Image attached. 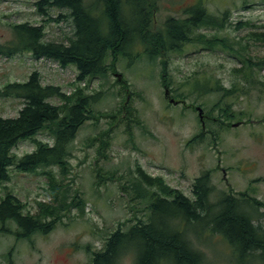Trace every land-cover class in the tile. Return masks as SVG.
<instances>
[{
  "label": "rangeland",
  "instance_id": "obj_1",
  "mask_svg": "<svg viewBox=\"0 0 264 264\" xmlns=\"http://www.w3.org/2000/svg\"><path fill=\"white\" fill-rule=\"evenodd\" d=\"M37 1L0 0V46L13 40L12 27L21 23L44 26L45 42L69 43L68 38L72 37L70 20L54 21L68 11L53 8L47 16H41L34 6ZM84 1L87 5L95 2ZM200 1L207 14L215 17L226 15L225 28H201L195 34H205L207 38L228 35L235 41L244 39L243 44H246L245 39L250 32L264 33V0ZM197 2L157 0L155 26L161 27L167 17H182L184 10L198 7L200 2ZM244 23L251 26L240 25L237 28L238 24ZM178 51L169 52L162 59L166 60L165 77L171 97L175 100H182L177 96L187 95L195 80L199 83L206 78L213 82L218 80L226 88L236 81L232 70L239 68L240 64L229 55L218 50H204L191 43ZM139 52L140 49L132 48L131 57H119L115 71L109 72L106 78L80 83L75 82L77 73L73 66L62 68L48 59L35 60L27 52L10 58L0 55V91L7 84L24 82L31 72L37 71L42 85L58 86L66 95L76 89H84L88 95L102 92L91 108L94 113L106 115L119 112L114 121L100 118L98 122L91 120L82 124L70 145L71 156L64 175L57 168L46 169L52 171L50 181L43 176L41 169L28 173L10 168L9 181L0 184V201L6 193L12 194L24 205L25 213L36 214L38 203L54 205L62 197L61 190L65 189L69 197L75 196L83 202V208L82 213L77 207L61 212L62 220L52 230L46 234L32 235L26 240L17 236L13 223L7 222L4 226L0 223V264H87L89 252L101 249L103 240L110 232L120 223L132 220L134 211L143 208L139 200L128 202L120 190V185L126 179L136 177L137 168L148 176L162 178L166 185L189 199H192L193 180L208 172L215 195L221 191L236 194L248 190L246 193L249 196L264 203V97L251 94L237 100V104L230 108L235 113L234 118L225 121L229 123L228 128L216 131L215 124L207 120V132L204 133L196 112L181 106L171 107L165 100L160 58L155 60L147 54L138 57L135 54ZM245 53L253 61L263 59L264 42H250ZM110 61L109 58L106 63ZM115 75H120V80L126 81L127 90L123 91L116 83ZM258 77L264 81V70L260 71ZM123 98L126 102L121 104ZM215 100L214 93L202 98H197L193 93L185 102L202 108L208 116L210 105ZM22 103L18 99L0 98V117H17ZM49 103L60 105L62 102L54 98ZM125 105L130 108L124 110ZM127 112L142 127L132 125V136L128 137L123 125L115 126L106 137H102L108 142V147L104 150L105 156L99 157V135L109 129L110 122L116 124L114 122L128 116ZM238 122L239 126H232ZM199 133H203L201 138L193 141V136ZM213 134L214 138L211 139ZM35 139L52 144L46 132L37 134ZM34 150V142L27 140L19 143L13 149V154L20 158ZM218 162L219 167L229 173L227 180L231 189L217 169ZM95 171L123 179L120 183L117 180L105 181L98 186ZM51 184L59 185L61 189L55 198ZM140 214L136 213V216ZM133 223L131 221L121 229ZM22 232L19 234L22 235ZM188 236L201 238L200 244L204 241L195 246L207 254L210 264H227V248L218 239H213L214 243L210 245L206 240L209 238L204 237L197 225L189 230ZM121 264H132L131 256L124 258Z\"/></svg>",
  "mask_w": 264,
  "mask_h": 264
},
{
  "label": "trees",
  "instance_id": "obj_2",
  "mask_svg": "<svg viewBox=\"0 0 264 264\" xmlns=\"http://www.w3.org/2000/svg\"><path fill=\"white\" fill-rule=\"evenodd\" d=\"M201 3L198 0V7L184 10L182 17H167L158 28L154 21L157 0H95L90 5L84 0H38L34 6L41 16H47L53 8L68 11L54 21L70 20L72 37L68 38L69 43L45 42L44 26L21 23L12 27L13 40L0 46V55L10 58L27 52L35 60L48 59L62 68L73 66L77 73L75 82L80 83L106 78L109 72L115 71L119 57H131L130 49H140L136 56L147 54L155 60L160 58L162 84L168 88L166 60H162L167 53L179 52L181 47L190 43L211 52L221 51L240 64L239 68L232 70L236 81L226 88L218 80L213 82L206 78L201 83L195 80L191 91L177 98L185 101L193 93L197 98L214 93L216 100L210 105L207 120L215 124L216 131L224 130L229 125L225 121L235 116L230 108L237 104V100L251 94L264 97V81L258 77L264 69V58L253 61L245 53L250 42H264V33L250 32L246 44H243L244 39L235 41L228 35L207 38L205 34H195L201 28H225L226 15H209ZM240 25L251 26L244 23L238 24L237 28ZM109 58L111 61L107 64ZM40 79L39 73L33 71L24 82L7 84L0 91V98L23 102L17 117H0V184L9 181L11 167L28 173L41 169L43 176L50 181L52 171L46 169L57 168L64 175L71 156L70 145L82 124L91 120L98 122L100 118L114 121L119 113L101 115L91 110L102 92L88 95L84 89H76L66 95L58 86L42 85ZM116 83L123 91L127 90L125 80L117 79ZM54 98L62 103L50 104L49 100ZM124 102L123 98L121 104ZM128 106L124 110L130 108ZM213 112H217V116ZM127 115L114 122L116 124L110 122L109 129L99 135V157L105 156L104 150L108 147L102 137H106L115 126L123 125L128 137L132 136V125L142 127L139 121L129 117L130 112ZM42 132H46L52 144L35 139ZM27 140L34 142L35 150L17 158L13 149ZM95 172L98 186L105 181L120 183L123 179L110 173ZM135 173L136 177L126 179L120 190L128 202L139 200L143 208L134 211L132 220L120 223L110 232L101 249L89 252L87 264H121L128 256H131L132 264H210L207 254L195 246L204 241L200 244L201 238L188 236L189 230L196 225L204 237L209 238L206 240L210 245H213V239H218L227 248V264H264L263 202L246 193L215 195L208 172L193 180L192 199L170 188L160 177L148 176L140 168ZM50 188L55 198L61 189L55 184ZM61 191L62 197L54 205L38 203L36 214L25 213L24 205L6 193L0 201L1 225L13 223L17 236L26 240L52 230L62 220L61 212L77 207L82 213L83 202L75 196L69 197L67 190ZM136 213L141 214L138 217ZM131 221L135 223L121 229ZM21 230L22 235L19 234Z\"/></svg>",
  "mask_w": 264,
  "mask_h": 264
},
{
  "label": "flooded vegetation",
  "instance_id": "obj_3",
  "mask_svg": "<svg viewBox=\"0 0 264 264\" xmlns=\"http://www.w3.org/2000/svg\"><path fill=\"white\" fill-rule=\"evenodd\" d=\"M262 70H264V69H262ZM115 76H117V79L120 80V75H115ZM164 89H168V92H169V95L165 98V100L168 102V104H169V101H170V100H173V101H174L173 104H169L171 107L176 108V107L181 106V108H183V109H191V110H193L194 112H196V113L198 114V108H200V107H197V106L189 107V105L186 104L185 101H182V100H175L174 98H172V97H171V92L169 91V88L163 86V90H164ZM163 96H164V95H163ZM125 106H126V105H125ZM200 109H201V111H202V115H201V119H199V116H198V120H199V122L201 123V127H202L203 132L205 133V132H207V131H206V127H205V124L207 123V115H205V112H204V110H203L202 108H200ZM183 112H184V111H182L181 114H182ZM236 124H238V126L240 125L239 122L236 123ZM233 125H235V124H233ZM233 125H232V126H233ZM233 127H234V126H233ZM202 135H203V133H202V134L199 133V134L194 135V136H193V141H196L197 139H200ZM209 136H210V135H209ZM212 136H213V137H210L211 139L214 138V134H213ZM219 162H220V161H219ZM219 162H218V164H217V169L220 171V173H221V177H222L223 181L225 182V184L227 185V187H228L229 189H231L230 186H229V184H228V180H227V176H228L229 173H228L227 170L222 169V168L219 167ZM141 171H142V170H141ZM142 172H143V171H142ZM143 173H144V172H143ZM246 192H248V190H247V191H244L243 193H246ZM220 193H225V192L221 191ZM226 194H230V193H226ZM246 194H248V193H246Z\"/></svg>",
  "mask_w": 264,
  "mask_h": 264
},
{
  "label": "water",
  "instance_id": "obj_4",
  "mask_svg": "<svg viewBox=\"0 0 264 264\" xmlns=\"http://www.w3.org/2000/svg\"><path fill=\"white\" fill-rule=\"evenodd\" d=\"M163 95H164L165 98L169 95L168 89H164ZM169 103H170V104H173L174 101H173V100H170ZM201 115H202V111H201L200 108H198V116H199V119H201ZM233 126H234V127H237L238 124H235V125H233Z\"/></svg>",
  "mask_w": 264,
  "mask_h": 264
}]
</instances>
